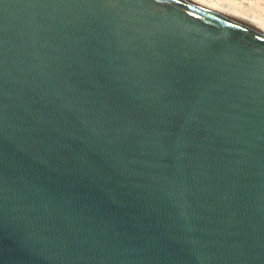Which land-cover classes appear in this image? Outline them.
Instances as JSON below:
<instances>
[{
	"label": "water",
	"instance_id": "1",
	"mask_svg": "<svg viewBox=\"0 0 264 264\" xmlns=\"http://www.w3.org/2000/svg\"><path fill=\"white\" fill-rule=\"evenodd\" d=\"M0 264H264V31L0 0Z\"/></svg>",
	"mask_w": 264,
	"mask_h": 264
},
{
	"label": "bare ground",
	"instance_id": "2",
	"mask_svg": "<svg viewBox=\"0 0 264 264\" xmlns=\"http://www.w3.org/2000/svg\"><path fill=\"white\" fill-rule=\"evenodd\" d=\"M264 31V18L237 0H187Z\"/></svg>",
	"mask_w": 264,
	"mask_h": 264
},
{
	"label": "rangeland",
	"instance_id": "3",
	"mask_svg": "<svg viewBox=\"0 0 264 264\" xmlns=\"http://www.w3.org/2000/svg\"><path fill=\"white\" fill-rule=\"evenodd\" d=\"M246 6L251 12L264 18V0H237Z\"/></svg>",
	"mask_w": 264,
	"mask_h": 264
}]
</instances>
